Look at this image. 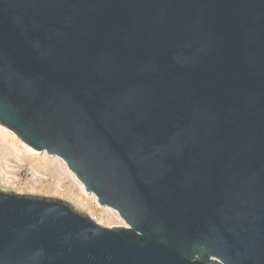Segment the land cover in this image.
<instances>
[{
	"label": "water",
	"instance_id": "water-1",
	"mask_svg": "<svg viewBox=\"0 0 264 264\" xmlns=\"http://www.w3.org/2000/svg\"><path fill=\"white\" fill-rule=\"evenodd\" d=\"M0 126L125 222L0 191V264H264V0H0Z\"/></svg>",
	"mask_w": 264,
	"mask_h": 264
},
{
	"label": "rangeland",
	"instance_id": "rangeland-1",
	"mask_svg": "<svg viewBox=\"0 0 264 264\" xmlns=\"http://www.w3.org/2000/svg\"><path fill=\"white\" fill-rule=\"evenodd\" d=\"M0 191L62 201L102 227L125 224L116 210L100 206L98 198L86 192L61 158L33 151L1 126Z\"/></svg>",
	"mask_w": 264,
	"mask_h": 264
}]
</instances>
